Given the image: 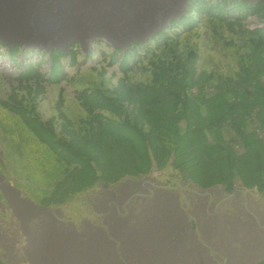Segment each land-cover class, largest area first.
I'll list each match as a JSON object with an SVG mask.
<instances>
[{
  "label": "rangeland",
  "instance_id": "obj_1",
  "mask_svg": "<svg viewBox=\"0 0 264 264\" xmlns=\"http://www.w3.org/2000/svg\"><path fill=\"white\" fill-rule=\"evenodd\" d=\"M92 1L0 4V264H264V0L191 30L192 0ZM155 120L202 139L189 176Z\"/></svg>",
  "mask_w": 264,
  "mask_h": 264
},
{
  "label": "trees",
  "instance_id": "obj_2",
  "mask_svg": "<svg viewBox=\"0 0 264 264\" xmlns=\"http://www.w3.org/2000/svg\"><path fill=\"white\" fill-rule=\"evenodd\" d=\"M218 2H222V3L219 5ZM215 5H217V7ZM258 7H260V5H256V6L251 7L246 1H242V0H223V1L222 0H213V1L212 0H192L189 7H188V16L186 14V16H184L180 21H176L173 24V27L177 26V25H181L183 28H186L187 30H191L196 25L197 21L199 19H201L203 16H206V18H209L211 20L212 19L223 20L222 18L226 15H235L238 11H241V10L248 12L250 10V8L256 9ZM216 17H218V18H216ZM170 30H173V29L171 28ZM170 30H166V31L162 32L159 36H157L158 40L155 38V40L152 43L154 48L166 40H169V41L175 40V37L172 36V34L170 33ZM190 33L191 32L189 31L188 34H190ZM155 44H157V45L154 46ZM159 49H161V48H159ZM231 109H233V108H231ZM59 112H60L59 115L64 113L63 111H59ZM35 117L28 116L27 120L23 119V121H22L23 123L25 122L24 125H26V127L29 129V131L36 130L38 127H40V126H37L33 122ZM224 117H229L230 119L233 118L232 115H230V113L227 115L226 110H224L222 112V114L217 118L218 123L223 121ZM151 119H152L151 117H150V119H148L149 123L151 122ZM174 120H176V119L174 118ZM170 121H172V119H170ZM186 121H187V127H188L187 129L195 128V123L191 122V121H193V119L188 118ZM171 123H173V122H171ZM171 123H169V124L171 125ZM169 124H166V126H163V125L161 126V125H158L157 120H155V125L150 127V128H152V134L148 135V139L150 140V143H149L150 146L149 147L153 151L156 160L164 157V155H167L169 153V151H168L169 148L174 147L173 151H175L176 156L173 158V161H174V162H172L173 166L176 164V162H180V159L182 158L183 161L180 162L181 166H178V165L177 166L179 167L178 170L181 171L180 173L184 174L185 173L184 170H188V172H189L191 170L190 168H193L202 159L201 153L203 155L204 154L203 152L204 151L206 152L205 144L202 143L203 141L201 139L196 144H193V147H191V149H189L188 143H187V136L189 135L190 132L185 133V135L184 134L180 135L179 131L176 130L177 128H175V127H174L175 129H172V127L169 128ZM117 125H119V123H117ZM99 126H100L99 123L98 124L96 123L94 126H92V128H94L96 130V133L99 130ZM87 138H89V137H87ZM87 141L95 144V142L92 139V136L89 139H87ZM97 146H98V144H97ZM97 155L101 156V159L99 160L98 164L104 165L103 169L105 171V175L107 176L108 168L106 166L107 164H105V162H104L102 149L98 150ZM227 155L230 156L228 158L230 161H235L236 159L238 161V159L241 158V156L238 157L236 154H231L230 151H228ZM60 164H67V163H66V161H63V162H60ZM87 164L90 166L92 163L90 161H87ZM66 167H67L68 171L77 172V167H73V168H69L68 166H66ZM96 167L97 166L95 163L94 170H97ZM90 170H93V168L90 167ZM141 173L143 174V170L140 169L139 171H137L136 176L140 175ZM184 175L189 176V173L188 174L185 173ZM38 179H40V181H43L42 178H38ZM63 179H65L64 184H69V185L76 184V185H83L84 186V184H85L84 182L86 180V177L79 176L78 178H74V176L67 174V176L63 177ZM74 179H76V180H74ZM58 180H60V179L57 178L55 183L49 182L48 186H50L51 188L55 187L59 183ZM75 181H76V183H75ZM228 182H229V184L232 183L230 180H228ZM50 183H53V184L51 185ZM259 184H260V188L264 189V182H261ZM48 186H46V187H48ZM74 194H75V192H73L69 189V194H67L68 195L67 199L72 197Z\"/></svg>",
  "mask_w": 264,
  "mask_h": 264
},
{
  "label": "bare ground",
  "instance_id": "obj_3",
  "mask_svg": "<svg viewBox=\"0 0 264 264\" xmlns=\"http://www.w3.org/2000/svg\"><path fill=\"white\" fill-rule=\"evenodd\" d=\"M89 1H91V0H89ZM1 2H6V4H8V5H9V3L12 4V5H19L21 8H23L24 5L27 4L26 3L27 0H0V4H1ZM92 2L97 3L98 5L96 7H92L91 9H94V8H103V5L107 6V3H105V0H94ZM112 8H114V7H112Z\"/></svg>",
  "mask_w": 264,
  "mask_h": 264
}]
</instances>
